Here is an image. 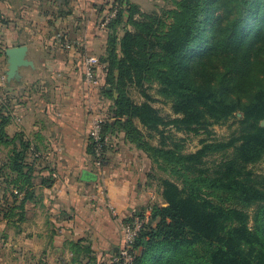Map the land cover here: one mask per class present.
<instances>
[{
  "label": "trees",
  "instance_id": "obj_1",
  "mask_svg": "<svg viewBox=\"0 0 264 264\" xmlns=\"http://www.w3.org/2000/svg\"><path fill=\"white\" fill-rule=\"evenodd\" d=\"M54 1L57 17L72 13L69 0ZM114 3L96 7L97 18L104 20V11L115 8ZM125 21L132 30L118 38ZM104 26L106 43L97 66L103 83L100 79L97 88L113 104L101 122L102 136L123 133L147 158L171 166L181 184L161 180L166 205H150L131 264H264V175L246 170L264 157V0H179L174 9L160 14L142 13L126 3ZM61 35L69 40L65 47L80 46ZM58 40L64 46L62 37ZM153 86L156 95L171 104L174 118H164L151 105L155 98L147 90ZM128 87L146 101L134 102ZM238 112V131L226 140H205L191 153H183L180 142L166 144L160 130L171 125L186 133L209 132L210 126ZM7 123L0 112V147H10L5 163L0 161V177L8 169L15 182H27L28 143L21 133L9 137ZM140 127L158 132L159 145L143 140ZM94 149L90 138L93 157ZM213 154L219 159L207 165ZM218 196L225 199L215 200Z\"/></svg>",
  "mask_w": 264,
  "mask_h": 264
},
{
  "label": "crops",
  "instance_id": "obj_2",
  "mask_svg": "<svg viewBox=\"0 0 264 264\" xmlns=\"http://www.w3.org/2000/svg\"><path fill=\"white\" fill-rule=\"evenodd\" d=\"M95 1L69 0L72 13L57 17L54 0H0V77L8 47L26 45L34 65L0 80L5 132L22 134L30 168L27 182L8 169L0 177V264H112L121 224L162 204L148 158L123 133L107 134L102 164L89 151L92 119L107 120L113 104L82 73V54L105 40L87 18ZM61 34L80 46H63ZM9 149L0 147L1 162Z\"/></svg>",
  "mask_w": 264,
  "mask_h": 264
},
{
  "label": "rangeland",
  "instance_id": "obj_3",
  "mask_svg": "<svg viewBox=\"0 0 264 264\" xmlns=\"http://www.w3.org/2000/svg\"><path fill=\"white\" fill-rule=\"evenodd\" d=\"M177 1L179 0H96L94 3H90L89 6L90 8L88 11L89 15L87 18L92 20L93 24H95V27L92 28L91 30H97L98 32H100V35H103V37L105 38V40L101 39V41H98V43L94 45V48L91 52L93 53V55L95 54L97 58L100 54H102L105 48L106 37H107V30L104 25L109 18L115 16V13L117 11V8H119V6L125 7L126 3H131L136 5L142 13L160 14L164 10L174 9L176 7ZM112 2H115L114 3L115 8H113L111 11H104L102 16L104 20L101 21V19H98L97 18L98 14L96 13V7H99V5H101L102 3H112ZM124 14H125L124 16H127V13ZM135 16L137 17L138 15ZM124 30H132L131 25L127 21L123 22L119 26L117 30L118 38H120L123 35ZM262 60L264 62V57H262ZM260 77L262 76L260 75ZM127 90L134 102L142 103L146 101V99L139 93V91L136 88L128 87ZM147 92L155 98V101L151 102V105L159 111V114L161 116L167 119L174 118L176 116L171 109V104L163 102L162 98L156 95L155 86H153L152 89L147 90ZM240 117L241 116H236L235 118H231L222 124H214L208 128L209 132L200 131L198 134L177 131L171 125H168L166 127H160V130L162 131V135L165 137L164 141L166 142V144H169L171 140L180 142L182 145V152L191 153L196 151L198 148H200L202 142H204L205 140L221 141L228 139L231 133L238 131L239 125L237 123V118ZM140 128H141V132H142L141 135L143 140H145L152 146L159 145L160 140L162 139L158 132L148 131L143 127ZM219 157H220L219 154H213L207 159L208 160L207 165L212 164V162L214 160L215 161L218 160ZM148 160L150 167L148 171L149 183L152 185L153 191L158 192L159 196H160L162 179L172 180L176 182L179 186H181L180 181L176 180V178L171 174L170 172L171 166L169 167L168 165H164V166L159 165L158 163L154 162L151 158H148ZM246 170L250 171L252 176L264 175V157L258 162L247 165ZM224 199L225 198L221 196L215 197V200H224ZM155 203L160 204L158 201H156ZM248 212L252 214L253 212L252 208L248 209Z\"/></svg>",
  "mask_w": 264,
  "mask_h": 264
},
{
  "label": "built area",
  "instance_id": "obj_4",
  "mask_svg": "<svg viewBox=\"0 0 264 264\" xmlns=\"http://www.w3.org/2000/svg\"><path fill=\"white\" fill-rule=\"evenodd\" d=\"M64 46H69V40L63 36ZM78 43V42H77ZM80 43V42H79ZM98 58L95 55L86 53L83 58L84 81L91 88H97L100 85V79L97 75ZM1 81H5L2 74ZM90 138L95 143L94 157L95 162L102 164V148L108 144V137L102 136L101 121L93 118L91 121ZM151 213V206H147L141 214H134L127 221L121 224L122 244L112 257V264H131L136 256L134 249L135 240L142 227L148 222Z\"/></svg>",
  "mask_w": 264,
  "mask_h": 264
},
{
  "label": "water",
  "instance_id": "obj_5",
  "mask_svg": "<svg viewBox=\"0 0 264 264\" xmlns=\"http://www.w3.org/2000/svg\"><path fill=\"white\" fill-rule=\"evenodd\" d=\"M28 47L24 44L18 46L8 47L4 50L6 58V69L3 72L5 81L10 82L12 80H20L21 75L19 69L22 67H34L32 60L27 57ZM237 116H241L238 112ZM260 125H264V121L260 122ZM166 205V204H164Z\"/></svg>",
  "mask_w": 264,
  "mask_h": 264
}]
</instances>
